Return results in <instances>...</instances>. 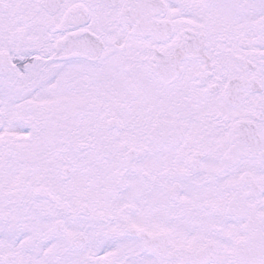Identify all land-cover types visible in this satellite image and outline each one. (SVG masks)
<instances>
[{"label":"snow or ice","instance_id":"1","mask_svg":"<svg viewBox=\"0 0 264 264\" xmlns=\"http://www.w3.org/2000/svg\"><path fill=\"white\" fill-rule=\"evenodd\" d=\"M0 264H264V0H0Z\"/></svg>","mask_w":264,"mask_h":264}]
</instances>
